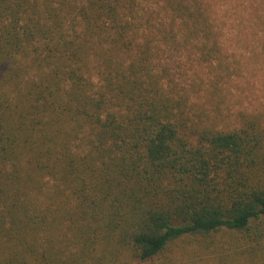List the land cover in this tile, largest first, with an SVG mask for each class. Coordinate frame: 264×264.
I'll return each instance as SVG.
<instances>
[{
	"label": "trees",
	"instance_id": "trees-1",
	"mask_svg": "<svg viewBox=\"0 0 264 264\" xmlns=\"http://www.w3.org/2000/svg\"><path fill=\"white\" fill-rule=\"evenodd\" d=\"M139 18L0 0V264H264V124L194 121Z\"/></svg>",
	"mask_w": 264,
	"mask_h": 264
},
{
	"label": "rangeland",
	"instance_id": "rangeland-1",
	"mask_svg": "<svg viewBox=\"0 0 264 264\" xmlns=\"http://www.w3.org/2000/svg\"><path fill=\"white\" fill-rule=\"evenodd\" d=\"M172 2L140 0L137 20L165 50L161 57L173 78L169 89L188 98L189 116L222 129L239 127L245 115L264 124V0ZM194 13L207 25L197 34L186 30ZM162 23L180 33L171 47ZM196 248L192 241L178 249L179 256H194L189 264H219L212 256H197Z\"/></svg>",
	"mask_w": 264,
	"mask_h": 264
}]
</instances>
